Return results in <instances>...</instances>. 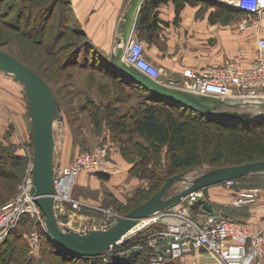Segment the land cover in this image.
<instances>
[{"label": "rangeland", "instance_id": "374dc122", "mask_svg": "<svg viewBox=\"0 0 264 264\" xmlns=\"http://www.w3.org/2000/svg\"><path fill=\"white\" fill-rule=\"evenodd\" d=\"M30 3L32 4L31 1H28V3L23 2L22 4L27 5ZM38 4H40V2ZM35 10L38 11L39 8L35 7ZM250 13L253 18L247 16L242 17L244 14L236 13L234 15H228L227 20L228 22L235 21L236 28L238 27V29L241 28L240 24L243 20H247L248 22L246 28L256 26L258 29H252L253 44L259 39L258 37L260 35H262L260 37H264V31H261L264 26V12L260 14L254 12ZM256 18L259 19L256 20ZM53 21V27H49L52 29L47 33V37L44 36L43 40L40 39L37 30L33 33L35 35H33L31 33V28L28 27L27 31L21 33L7 28L0 23V50L13 54L22 62H26L25 64L37 70L52 87L61 104L63 119L56 120L54 124V135L56 140L55 161L62 155V152L66 154V156H69V150H71L72 155L75 157L80 151L94 149L100 144L108 143L112 146L107 163L112 171L110 178L102 179L91 171H83L79 177L82 174H88L89 176L85 179V183L87 184L76 186L77 183L72 193L73 199L79 202L78 206L75 207L66 201L62 212L60 208L63 205L58 206V203L60 202L62 204V202H56L58 212L60 213V215H58V221L62 226H70L86 232L93 229L107 228L133 208L156 194L166 180L175 174L186 172V176L192 179L213 168L249 163L238 162L232 164L233 162L231 163L230 160L215 161L213 145L209 144L202 146L203 152L201 153L198 164L193 167L180 169L172 166L167 147L163 148L160 152H153L148 156L149 152L144 145L147 144V142L144 141V139L136 137L135 140L130 143L120 142L119 140L122 138L127 140L129 134L120 132L122 131V126H115L112 121H108L104 110V103L107 102V98H105L107 88L112 87L113 96L116 95V88L113 87L116 86L114 81L111 79L110 75L106 74L104 71L102 72L90 67H81L76 64L63 66V64L69 60L66 55L71 45H73V41H78L81 38L69 30V32L64 34L65 36L63 35L62 38H59L58 46L60 47H56L54 34L57 33L58 30H56L55 26L56 20L54 19ZM220 21L223 22L224 20L221 19ZM245 29L241 28V30ZM71 40L73 41L71 42ZM241 48V45L236 42V53L228 57L227 61L223 64L236 61L240 65H244L239 61L237 54V51L241 52ZM65 56L67 57L66 61H64ZM0 72V80L5 79V82L11 85L8 86L9 88L3 87V90L5 91L6 89L9 94V99L8 97H6V99L3 98V92V96L1 97L3 99L0 100V143L9 146L8 151H16L27 158L25 162L23 161L16 165L12 164V162L10 165L9 162L7 163V167H3L6 171H11L13 175L4 176L0 174L1 211L3 205L9 201L18 199L23 201L25 197L27 199L26 190L27 186L30 184L32 175L33 151L31 146L32 131L29 107L27 106L28 112L27 115H25L27 120L25 123L21 122L24 124V127L18 122L21 128L20 131L17 129V132H15L16 124L13 122L15 117L16 121H18L19 118L21 121L24 120V108L22 109L21 107V102L23 101L19 96V92H23V82L16 80L11 73L3 70H0ZM131 90L133 89L126 86L119 94L121 95L120 97H125L127 100L123 98L119 99L118 97L119 100L114 101L115 103L113 105L120 107L121 110L136 106L138 99L142 97L140 95L142 93L133 90L134 95H131L133 98L129 95H125L127 91ZM5 101L10 109L5 107ZM17 109L21 115H16ZM174 109L177 114L183 113L177 108ZM241 110L246 113H251V115L254 114L255 116L264 115V109L256 105L245 106L242 107ZM160 117L164 119L162 113H160ZM124 120L125 122H129L130 117H125ZM130 148H132L134 152H132V154L126 153L130 151ZM78 150L79 152L74 154L75 151ZM112 151L115 152V156L114 152L112 154ZM74 157H72L71 160ZM255 175H257L255 180L248 178L240 184L237 183L233 188L227 187L221 182L205 186L203 190L205 193L209 191L222 192L223 190L234 188L246 190V187L253 186V188H259L261 191H264V172ZM79 177L76 182L79 180ZM253 182H255V184L251 185ZM186 185H188L187 182H177L168 191L166 196H170L182 190ZM261 191H259L260 196ZM259 195L256 202L260 199ZM27 200L29 201H26L25 205L28 212L22 215L20 221L15 226V230L21 236H19L20 246L15 250L14 254L6 257L8 250L7 246L4 248L3 245H7L6 243L8 241L11 242L15 238V233H10L7 240L0 246V251L3 248L5 249L3 254L7 251L4 257L2 259L0 258V264H26L25 261L22 263L19 256L21 252H24L27 262L31 260L30 264H89L88 261H90V259L85 260L87 258H82V256L74 259L76 255L68 251L67 253L71 254V258L74 260L68 256L65 258L53 249L51 243L50 245L48 244L47 235L45 233L44 214L41 209L40 213L33 210L35 207L34 200ZM256 202L252 204V207H257L256 204L259 202ZM247 209L248 211L245 212L243 209H233L232 212H239L241 215H243V213H248L250 215V206ZM218 212L223 214L222 210ZM150 220L151 218L146 223L143 222L140 224L142 227L141 232L128 234L123 241L130 240L133 236H136L137 233H146L159 226L157 224L158 221ZM33 232L38 233L37 247H34L32 242ZM122 243L115 246V254L122 251V248H120ZM192 259L190 255H186L165 264H193ZM104 260L102 264H105V262H108L107 264H113L114 261L124 263L126 261V259L122 257L119 260H116V258L112 259L111 256L109 258V254ZM197 260V264H222L217 255L209 252H201ZM125 264L129 263L126 262Z\"/></svg>", "mask_w": 264, "mask_h": 264}, {"label": "trees", "instance_id": "16d2710c", "mask_svg": "<svg viewBox=\"0 0 264 264\" xmlns=\"http://www.w3.org/2000/svg\"><path fill=\"white\" fill-rule=\"evenodd\" d=\"M28 1H31L32 4H22L23 2L28 3ZM162 1L167 0H145L142 6V16L140 17L137 29L141 37L146 41H152L156 31L160 28V19L156 11L153 14V10H155ZM177 1L178 0H176V2ZM39 2L40 4H38ZM217 4L224 8L227 6L222 3ZM180 6L181 3H178V11ZM35 7H38L39 10L36 11L37 9L35 10ZM227 11L240 14V11L229 8V6L227 7ZM54 19L56 20V30H58L57 33L54 34V40H57H55L56 47L58 46L59 38H62L69 30L81 38L78 41L71 40V42L73 41V45H71L66 55L69 60L65 63L63 62V66L76 64L81 67H90L102 72L104 71L106 74L110 75L111 79L114 81L116 86L113 87L116 88L117 96H113L112 87L107 88V94L105 95L107 102L104 103V110L108 121H112L115 126H122V131L120 132L129 134L127 140L122 138L119 140L120 142L130 143L133 142L136 137H140L147 142V144L144 145L149 152L148 156L153 152H160L163 148L167 147L172 166L180 169L193 167L198 164L201 153L203 152L202 146L209 144L213 145L215 161L218 162L230 160V162L234 164L238 162L264 160V115L246 119L219 117L169 101L152 93L142 84L124 75L111 63L109 55L94 45L75 16L72 0H42V2L41 0H0V23L17 32L23 33L27 31L29 27L31 28L32 34L37 30L39 32L37 34L40 35V39L43 40L44 36L47 37V33L52 29L49 27L54 24ZM59 47L60 46H58V48ZM66 56L64 57V61L67 59ZM35 71L39 73L37 70ZM126 86L130 87L135 92H141L142 94H138L142 97L138 99L136 106L121 110L120 107L113 104L115 103L114 101L121 98L126 99L125 97H120L121 95L119 94ZM133 90L127 91L125 95H129L133 98L131 96L132 94L134 95ZM23 93L25 92L23 91ZM174 108H177L183 113H175ZM160 113L164 115V119H161ZM125 117H130L129 122H125ZM8 147L9 146L0 143V174L4 176L13 175L11 171H6L3 168L7 167V163L10 162L11 165L12 162V164L16 165L17 163L25 162L27 159L16 151H8ZM132 152H134V150L130 148V151L126 153L132 154ZM94 174L102 179H109L111 172H94ZM256 177L257 175H248L236 180L237 183L240 184L248 178L255 180ZM254 184L255 182L251 185ZM248 188H253V186L246 187V189ZM195 207H199V205H195ZM234 208L235 207L232 205L221 207L224 216L240 219L236 217L237 213L232 212ZM10 233H15V238L11 242L8 241L6 243L7 245H3L4 248L7 246L8 252L6 251V257L14 254L15 250L20 246V235L15 230V227L9 231L4 242L7 240ZM45 233L47 235L48 244L50 245L51 243L53 249H55L57 253L65 258L66 256L71 258L72 255L67 253V250L57 245L47 231ZM147 233L148 231L146 233H137V235L133 236L130 240L122 241L123 243L121 242L122 244L120 246L122 251L117 254H115L116 251L114 247L110 252L103 255L91 257L82 256V258H87L85 260L90 259V261H88L89 264H102L105 261L104 258L109 254V258L111 256L112 259L116 258V260H119L121 257L126 259L124 263L114 261L113 264H125L126 262L129 264H145L146 262L152 264L150 261L152 249L147 245H144L143 249L139 250L137 255L129 257L130 249H133L134 246L142 242L143 237ZM4 248L0 251L1 259L6 253L3 254L5 251ZM19 256L22 263L24 261L26 264L31 263V260L28 262L26 261L24 252H21ZM78 257L81 256L76 255L74 259ZM107 263L108 262H105V264Z\"/></svg>", "mask_w": 264, "mask_h": 264}, {"label": "built area", "instance_id": "2783aa9c", "mask_svg": "<svg viewBox=\"0 0 264 264\" xmlns=\"http://www.w3.org/2000/svg\"><path fill=\"white\" fill-rule=\"evenodd\" d=\"M215 2L238 11L256 14L264 12V0H215ZM247 26V20H243L240 24L242 29ZM124 59L159 82L197 94L212 95L230 101L264 100V37H259L257 41L256 56L252 64L240 65L236 61H230L227 64L212 65L201 70L186 68L183 71L184 79L179 83L166 82L161 78V70L146 57L145 45L138 36H131L125 47ZM2 93L3 86L0 84V100ZM111 149L112 146L108 143L100 144L94 149L78 153L66 165H56V211L58 206L63 205L60 208L63 212L66 201L75 207L78 206L79 202L73 199L72 193L76 180L83 171L111 172L107 164ZM222 183L233 188L237 185V180L229 179ZM32 186L31 175L26 190L27 199L35 201V196L31 192ZM259 191L260 189L255 187L240 190L233 198V203L238 206L254 203ZM205 194L203 188L193 191L181 202L157 212L152 220L158 221L159 226L148 231L142 242L130 249L129 254L135 250H142L143 246L147 245L152 249L150 255L152 264H165L186 255H190L193 264H197L201 252L217 255L222 264H264V225L252 226L243 220L205 209L197 203L200 198L205 199ZM27 199L25 197L23 201L20 199L9 201L1 208L0 245L9 231L18 224L22 215L28 212L25 205L26 201H29ZM58 201L62 204L59 202L57 206ZM34 204L33 210L40 213L41 208H38L36 201ZM141 230L142 228L129 234ZM32 242L34 247H37V232L32 233Z\"/></svg>", "mask_w": 264, "mask_h": 264}, {"label": "water", "instance_id": "95a60500", "mask_svg": "<svg viewBox=\"0 0 264 264\" xmlns=\"http://www.w3.org/2000/svg\"><path fill=\"white\" fill-rule=\"evenodd\" d=\"M143 1H130L118 27L117 44L111 57L109 56L111 63L118 70L161 98L210 115L246 119L255 115L243 112L242 107L256 105L264 109V100L230 101L212 95L197 94L178 86L159 82L134 65L127 63L124 59L125 47L131 38ZM0 69L11 73L16 80L23 82L32 131L33 165L31 171L33 186L31 192L44 214L46 231L57 245L75 255L91 257L110 252L141 220L152 217L157 212L181 202L189 193L229 179H238L264 172V160L213 168L192 179L186 176V172H182L169 177L156 194L107 228L86 232L70 226H62L58 221L55 206L56 163L54 159L56 148L54 124L56 120L63 119L61 104L49 83L13 54L0 50ZM179 181L187 182L188 185L182 190L166 196L168 191ZM197 203L205 209L211 210L204 198H200ZM138 253L139 250H135L129 254V257Z\"/></svg>", "mask_w": 264, "mask_h": 264}, {"label": "crops", "instance_id": "0c3cea01", "mask_svg": "<svg viewBox=\"0 0 264 264\" xmlns=\"http://www.w3.org/2000/svg\"><path fill=\"white\" fill-rule=\"evenodd\" d=\"M130 1L72 0L74 13L80 26L87 33L94 45L110 57L117 44L116 39L119 35L118 27L128 9ZM144 2L145 0L140 6L131 36H138L143 41L146 57L159 67L161 70V78L164 81L182 82L184 79L183 71L186 68L201 70L205 67L225 63L228 57L236 53V42L242 47L241 52L237 51L239 61L244 65H250L254 62L258 39L252 44V29L258 28L256 26H251V28L249 27L245 30L236 28L235 21L228 22L227 20L229 13L230 15H234L233 12L227 11L228 6L224 8L215 1L210 0L162 1L153 10V14L156 11L160 19V28L156 31L153 40L149 42L141 37L137 29L140 17L142 16L141 9ZM178 3H181L179 11L177 9ZM240 14H244L242 17H252L249 11H240ZM221 19L224 21H220ZM258 19L256 18V20ZM261 31H264V26ZM5 81V79H1V85H4V88H9L8 86L11 85ZM3 92V98L6 99L8 97L9 99V94L6 89ZM19 96L24 102H21V107L22 109L24 108V120L21 121L18 117L19 120L16 121L15 117L13 121L17 126V128L15 126V132H17V129L18 131L21 130L18 122L25 123L27 120L25 115L28 112V103L25 94L21 91L19 92ZM6 104L7 102L5 101V107L9 108ZM16 112V115H21L18 109ZM21 124L22 126L24 125L23 123ZM78 152L79 150L75 151L74 154ZM68 154L69 156H66L62 152V155L55 161L56 165L68 164L71 158L74 157L71 150L68 151ZM88 176V174H82L76 186L87 184L85 183V179ZM240 190L243 189L234 188L223 190L222 192L209 191L205 194V199L209 207L211 206L210 208L215 212L222 210L221 207L228 205H232L236 210L243 209L245 212L248 211L247 208L250 206V215L248 213L241 215L237 212L236 217L243 219V221L250 223L252 226L264 225V191L260 190L261 196L258 194L260 196L259 203L256 202L258 200L257 198L255 202L258 204L254 208L252 204H255V202L242 206L233 203V198Z\"/></svg>", "mask_w": 264, "mask_h": 264}, {"label": "bare ground", "instance_id": "6f19581e", "mask_svg": "<svg viewBox=\"0 0 264 264\" xmlns=\"http://www.w3.org/2000/svg\"><path fill=\"white\" fill-rule=\"evenodd\" d=\"M56 212H57V215H58V211H56ZM154 216H155V215H153L152 217H149V218H146V219L141 220V221H140V222H139V223H138V224H137V225H136V226H135L130 232L135 231V230H137V229H141L142 227L140 226V224H142L143 222L146 223L150 218H151V220L154 219ZM130 232H129V233H130ZM129 233H128V234H129ZM128 234H127V235H128Z\"/></svg>", "mask_w": 264, "mask_h": 264}]
</instances>
